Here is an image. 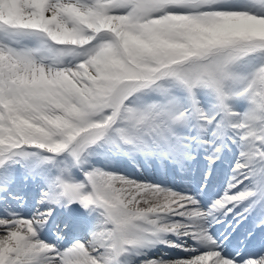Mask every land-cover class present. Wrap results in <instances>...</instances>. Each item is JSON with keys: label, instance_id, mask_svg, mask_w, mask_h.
<instances>
[{"label": "rangeland", "instance_id": "obj_1", "mask_svg": "<svg viewBox=\"0 0 264 264\" xmlns=\"http://www.w3.org/2000/svg\"><path fill=\"white\" fill-rule=\"evenodd\" d=\"M225 3L249 6L247 0H110L107 5L116 4L123 9V13L113 16L103 14L94 0H0V182L5 180L1 184L0 207L7 208L8 195L14 197L15 205L25 206V196H18L6 188L13 172H17L23 179L28 175L47 178L54 186L47 196L49 203L40 205L39 201L46 198L38 196L33 204H27L29 212L12 210L11 213L0 214V218L9 220L7 225L0 228V232L8 233L0 244V264H9L16 248H19L22 255L27 253L33 256L34 260L46 258L47 255L35 258L37 253H42L38 239L50 241V250H43L44 253H54L53 258L49 257L50 264H107L110 257H114L115 239H128L126 236L118 237V232L127 227L118 219L123 218L124 212L119 214L115 211L117 206H108L107 200L116 202L113 197L116 193L114 191L118 189L112 190V193L107 191V185L112 183L115 187L118 184L113 175L104 174L114 169L112 164L125 163L128 159L131 161L136 151H143L136 141L146 149L151 138L168 148L172 145L189 146V143L173 136L182 135V129L178 126L189 121L180 114H173L174 119H171L158 110L151 111L147 108L148 111H142L131 106V115L121 118L118 116L116 122L117 109L113 102L115 109L110 113L107 109L93 117V125L110 126L99 139L79 148L77 139L85 126V118L79 111H84L85 104L74 101L73 90H76L78 96H83L93 87L90 79L98 74L118 82L117 80L126 76L137 79L139 75L135 74L139 73L142 78L144 73L152 75L153 70L164 69L162 74L174 77L178 69L185 70L190 65L194 79H198L199 74H217L219 70L214 67L220 61L216 59L222 58L225 50L222 48L227 43L264 41V17L256 16L254 11L242 14L237 13L234 8H210ZM261 5L264 6V3ZM84 26L96 29L97 32L107 29L105 26L110 29L113 27L111 31H115L116 35L109 33L106 36L104 33L101 37H94L90 43L91 50L72 48L67 57H63L57 48L48 44L51 39V42L55 39L74 40L76 43L74 35H80L79 31ZM23 27L26 30L21 29ZM234 29L242 31L236 32ZM85 38L86 36L81 37L83 40ZM103 38L106 39L102 40ZM81 51H85L89 60L80 57ZM58 60L65 61V65L59 70L52 67L53 61ZM109 62L113 65L107 66ZM217 66L224 67L219 64ZM170 81L167 90L171 94H176L172 91L174 88L181 92L187 91L184 85L179 87L173 83L171 77ZM36 84L44 85L47 94L38 89ZM71 85L78 89L71 88ZM162 85L159 82L150 83L142 90L162 88ZM62 86L68 87V90H64ZM127 86L128 84L122 83L114 88L116 91L113 98L116 97V102L120 100V91ZM56 90L65 97L61 99ZM238 96L244 97L242 92ZM237 102L239 100L232 103ZM179 110L181 109L175 108V112ZM234 121L235 125L240 122L241 126L244 121L243 137H247L246 144L251 137L253 142L258 141L260 130L258 127L249 128L245 112ZM215 129L217 133H221L219 120L215 121ZM140 140L142 141L139 142ZM67 147L68 154L61 155ZM45 150L60 154L50 157L42 153ZM78 153L84 158L87 153L94 156L98 154L109 160L106 163L111 165H89L90 179L70 180L69 174H66V160L73 171ZM113 156H119L121 160ZM34 163L38 171L33 169ZM239 166L238 163L237 167ZM244 174L245 172L242 175ZM30 185L37 187L34 182ZM94 193L98 194L97 199L93 196ZM122 193L133 204L137 203L136 206L143 202V196L139 193L132 192V195L135 194L133 197L127 190H122ZM68 198L77 204L83 203L80 198L103 203L104 209L99 215L107 223H111V226L106 233L107 242L101 244L102 250L99 249L101 252L87 239L81 242L75 238L71 242L67 241L70 248L64 251L52 238L39 233L40 223L48 219L54 208L53 201L61 199L66 204L64 199ZM181 214L185 215L187 212ZM15 217L21 219L14 220ZM191 220L195 232L204 224L199 217H192ZM58 223L50 225L51 231L56 230L57 237L62 233L65 236L67 222L61 221L60 226ZM137 223L140 224V221ZM44 225L41 226L42 230ZM6 227L10 230H6ZM103 237L102 235L101 239Z\"/></svg>", "mask_w": 264, "mask_h": 264}, {"label": "bare ground", "instance_id": "obj_2", "mask_svg": "<svg viewBox=\"0 0 264 264\" xmlns=\"http://www.w3.org/2000/svg\"><path fill=\"white\" fill-rule=\"evenodd\" d=\"M112 28L113 27H111V29ZM152 148L154 150H157L158 146L155 145V146H152ZM156 154H160V155H155L156 157H159V158H161L163 155V153H156ZM184 175L188 178L193 177L192 179H194V176L192 174H190L189 172H187ZM116 178L119 179L118 183L120 184L122 190H127L128 192H135L136 194L139 193L143 196V202L141 204H139L138 206H136V208H135L143 218L148 216V215H154V211L160 207L171 206L174 208L173 202L178 201L180 203V206H182V203H185V202L189 203L192 201V198L189 196V192L176 191V190H173V188L165 187V185L161 184V183L160 184H152V183H149L146 181L136 180L134 178H130V177L122 175V174H119ZM181 183H184V182H181ZM178 186L181 187L182 189H184V188L190 189V187H192V186H190V183L178 184ZM43 190H45V188ZM122 190H120V191H122ZM187 196H188V198H187ZM229 197H230V195L227 193H224L222 195V199H224V200L228 199ZM183 198H186V199H183ZM187 208H189V207H187ZM118 209L120 211L123 210L120 206L118 207ZM60 210L61 209L57 210L56 212H58ZM70 212L73 214L74 211H70ZM53 215H54V213H53ZM69 216H71V215H69ZM133 218H134V215H131L126 219V222L131 227L134 226V224L130 223L131 219H133ZM151 219H152V222L157 220L156 217H152ZM4 222H5V219L0 218V227L3 226ZM48 222H50V220H48ZM172 222H173L174 226L178 225V221L175 220ZM159 224H166V222L160 221ZM96 227H97V230H95L93 233H95L96 235L99 236L100 235V230L98 228L99 226L97 225ZM81 230H82L81 228L73 230L74 232L72 233V237L73 236H81V238H83L84 236H83V234H81V233H83V232H81ZM96 235H95V237L90 238V243H92L95 246L99 244V240H100V237H98ZM2 237H3V234H0V240L2 239ZM83 239L85 240V238H83ZM43 246H47V244L43 243ZM222 246L226 247L225 244H222ZM145 249H146V246L142 245L141 253ZM18 253H19V251H17L16 258L12 262L13 263L16 262V264H22L19 262H21V260H23V259L21 256L18 255ZM211 254H215V251H212L207 256H210ZM203 255H204V253H203ZM133 256H136V255H133ZM204 257H206V256H202L201 253H195V254H192L190 256L184 257L182 259L181 258H179V259H157L156 263H150L147 260H145L143 262L145 264H149V263L150 264H205V263H207V259ZM209 259H211V257H209ZM22 262H25V261H22ZM224 263H225V261L223 260V264ZM35 264H38V263H35Z\"/></svg>", "mask_w": 264, "mask_h": 264}]
</instances>
